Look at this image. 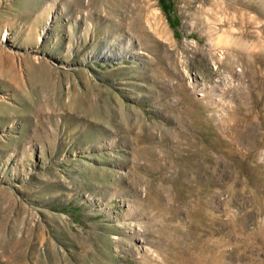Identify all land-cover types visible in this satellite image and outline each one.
Returning a JSON list of instances; mask_svg holds the SVG:
<instances>
[{
    "label": "rangeland",
    "instance_id": "rangeland-1",
    "mask_svg": "<svg viewBox=\"0 0 264 264\" xmlns=\"http://www.w3.org/2000/svg\"><path fill=\"white\" fill-rule=\"evenodd\" d=\"M0 264H264V0H0Z\"/></svg>",
    "mask_w": 264,
    "mask_h": 264
}]
</instances>
